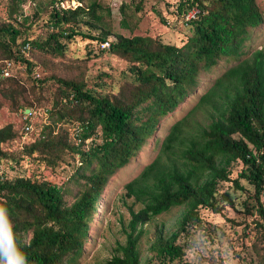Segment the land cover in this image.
Returning a JSON list of instances; mask_svg holds the SVG:
<instances>
[{"label":"trees","instance_id":"16d2710c","mask_svg":"<svg viewBox=\"0 0 264 264\" xmlns=\"http://www.w3.org/2000/svg\"><path fill=\"white\" fill-rule=\"evenodd\" d=\"M29 1L7 0V19L0 23V82L9 84L2 95L14 111L23 114L41 99H28L26 88L14 77H3L5 63L24 64L30 73L34 64L24 57L27 49L57 56L63 54L65 42L75 37L104 45L110 36L98 27L103 12L97 3L83 7L79 1L70 9L60 7L64 0H48L47 37L29 40L27 28L11 21L17 18L25 26L39 19L38 10L23 12ZM174 6L175 16L185 21L189 32L182 46L151 36H118L108 43L106 51L129 64L116 91H96L75 78L32 80V92L49 81L56 87L46 110L49 121L13 161L19 164L30 158L51 167L65 163L69 181L62 188L52 181L25 177L0 180V264H5V257L19 264H78L89 222L109 179L134 160L150 139L158 141L160 120L199 89L202 72H210L223 60L238 62L226 68L187 114L170 126L157 155L125 184V197L140 207L135 211L128 206L125 242L118 244L106 264H141L137 226L175 207L184 209L176 229L170 233L156 229L149 249L160 262L181 260L192 247L193 233L204 230L200 209L220 214L225 206L235 208L236 198L228 192L221 194L223 206L217 202L221 183H232L246 195L244 210L255 217V238L264 250V47L241 58L249 30L263 24L264 13L256 0H178ZM79 22L86 31L79 29ZM92 30L100 32L92 34ZM197 112L205 114L207 124L193 128L189 119ZM65 125H74L75 137L69 136ZM16 136L12 125L0 129V158H8L1 146ZM239 163L237 177L230 178L231 167ZM71 183L78 185L74 194ZM69 194L74 199L67 204ZM27 233L30 237L25 240ZM260 262L264 264V258Z\"/></svg>","mask_w":264,"mask_h":264},{"label":"rangeland","instance_id":"374dc122","mask_svg":"<svg viewBox=\"0 0 264 264\" xmlns=\"http://www.w3.org/2000/svg\"><path fill=\"white\" fill-rule=\"evenodd\" d=\"M79 1L83 7H87L92 2L102 8V22L98 24V27L110 33L108 43L116 41L118 36L124 38L151 36L165 44L180 47L189 36L185 21L179 20L174 14V4L178 0H143L140 9H136L139 0H64L60 7L74 9L80 5ZM47 3L48 0H31L23 7L25 14H31L37 10L39 12V19L31 24L21 26L19 19L11 20L15 26L22 29L27 28L29 40L47 37L44 24L49 10ZM256 3L264 13V0H256ZM6 5L7 0H0V23L7 19ZM98 11L100 12V9ZM156 12L160 14V17ZM161 18L164 19L165 24L161 23ZM122 20L125 21V26H123ZM78 27L82 31L87 30L80 22ZM99 32L100 30H92V34ZM108 43L98 45L97 42H89L75 37L65 42L63 54L57 56L27 49V52H24V57L34 64L30 73H27L24 64L5 63L4 69L7 64H10L8 77H14L23 85L22 87L26 88L25 96L28 99L39 97L41 103H34V107L26 109L27 112L25 111L24 114L20 110L14 111L12 105L5 101L2 95V90L8 88L9 84L0 82V129L12 125L13 131L18 134L13 140L1 146L8 158H0V180L12 181L19 177H25L52 181L62 188L66 187L63 183L69 181L70 168L65 163H58L59 166L51 167L44 162L30 158L22 159L19 164L13 161L14 158L21 155L25 145L38 137L43 126L47 125L49 121V114L46 113V110L51 106L53 91H56V87H53V83L49 81L46 85H42L40 90L34 89L32 92V80L50 76L75 78L85 81L88 87H95L96 91L104 93L116 91L117 86L124 81L123 76L127 73L129 64L125 59L109 54L106 51ZM263 47L264 22L259 27L249 30L247 41L243 47L245 54L241 58L248 57L252 52ZM19 49L22 50L21 47ZM237 62L223 60L210 72H202L199 76V89L195 90L174 112L160 120L156 131L158 141L150 139L134 160L109 179L102 191L96 212L89 222L87 241L78 264H106L117 253L118 244H123L126 238L123 228L130 218L128 206H131L135 211L140 207L139 204H134L132 199L125 197V184L136 177L157 155L158 147L170 126L187 114L196 104L197 99L211 87L226 68ZM97 85L103 86V89L97 88ZM206 122L207 118L203 112H197L189 119V125L191 124L193 128L207 124ZM26 128L28 129L26 130ZM74 128V125L64 126L71 138L75 137L76 128L75 130ZM57 130H59V126H56L54 131ZM241 167L240 163L234 164L230 169V178H236ZM78 180L81 185L84 183L80 176ZM241 184L252 192L244 182L241 181ZM69 188L74 194L78 185L71 183ZM224 192H228L233 198H236L235 208L225 206L220 214L200 209L204 230H197L193 233L192 247L185 250L181 260L160 262L153 258L149 247L156 229L163 228L166 233L176 229L184 211L182 207H175L142 227L137 226L141 232L138 241L141 264H261L264 250L258 238H255L256 233L253 225L255 217L244 210L243 203L246 195L236 190L232 183H221L217 193V202L220 206L225 204L221 200V194ZM65 199L67 204H70L74 198L69 194ZM261 201L264 204V193ZM29 237L30 234L27 233L25 240Z\"/></svg>","mask_w":264,"mask_h":264},{"label":"built area","instance_id":"2783aa9c","mask_svg":"<svg viewBox=\"0 0 264 264\" xmlns=\"http://www.w3.org/2000/svg\"><path fill=\"white\" fill-rule=\"evenodd\" d=\"M194 13H195V12H192V13L188 14L187 17H192ZM9 65H10V64H7V67H6L5 69H3V71H2V75H3V77H8V76H9V70H8ZM27 129H28V128H26V130H27Z\"/></svg>","mask_w":264,"mask_h":264},{"label":"clouds","instance_id":"9594fccd","mask_svg":"<svg viewBox=\"0 0 264 264\" xmlns=\"http://www.w3.org/2000/svg\"><path fill=\"white\" fill-rule=\"evenodd\" d=\"M5 264H19V261H11V260H8L7 257H5Z\"/></svg>","mask_w":264,"mask_h":264},{"label":"water","instance_id":"95a60500","mask_svg":"<svg viewBox=\"0 0 264 264\" xmlns=\"http://www.w3.org/2000/svg\"><path fill=\"white\" fill-rule=\"evenodd\" d=\"M26 112H27V110H26Z\"/></svg>","mask_w":264,"mask_h":264}]
</instances>
